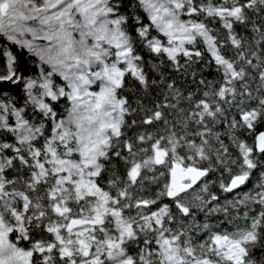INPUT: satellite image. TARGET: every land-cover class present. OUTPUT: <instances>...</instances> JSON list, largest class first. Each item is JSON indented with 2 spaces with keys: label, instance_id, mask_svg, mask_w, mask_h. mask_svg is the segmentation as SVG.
Returning <instances> with one entry per match:
<instances>
[{
  "label": "snow or ice",
  "instance_id": "6c2138e0",
  "mask_svg": "<svg viewBox=\"0 0 264 264\" xmlns=\"http://www.w3.org/2000/svg\"><path fill=\"white\" fill-rule=\"evenodd\" d=\"M261 124L264 0H0V264H264Z\"/></svg>",
  "mask_w": 264,
  "mask_h": 264
},
{
  "label": "trees",
  "instance_id": "16d2710c",
  "mask_svg": "<svg viewBox=\"0 0 264 264\" xmlns=\"http://www.w3.org/2000/svg\"><path fill=\"white\" fill-rule=\"evenodd\" d=\"M261 130H264V124H261L257 127L256 131L259 132ZM249 142H251V139H249ZM249 187H251V185H249Z\"/></svg>",
  "mask_w": 264,
  "mask_h": 264
}]
</instances>
